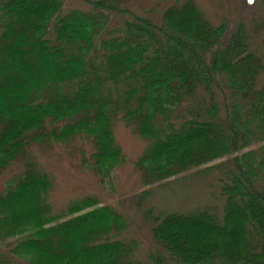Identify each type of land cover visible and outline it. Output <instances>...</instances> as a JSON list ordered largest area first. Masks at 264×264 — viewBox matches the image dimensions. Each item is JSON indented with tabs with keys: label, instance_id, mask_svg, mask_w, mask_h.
Returning <instances> with one entry per match:
<instances>
[{
	"label": "trees",
	"instance_id": "1",
	"mask_svg": "<svg viewBox=\"0 0 264 264\" xmlns=\"http://www.w3.org/2000/svg\"><path fill=\"white\" fill-rule=\"evenodd\" d=\"M83 1L91 13L61 14L62 0H0V175L24 162L0 194V264H141L134 242L115 239L125 218L95 199L52 215L50 180L27 153L83 135L94 151L82 166L109 178L124 159L114 120L150 143L136 162L144 186L232 156L222 220L208 210L155 218L169 259L150 253V264H264V62L243 27L227 36L188 0L161 25L133 15L101 38L107 13H127V0ZM216 86L228 94L224 113ZM199 92L208 104L189 109Z\"/></svg>",
	"mask_w": 264,
	"mask_h": 264
},
{
	"label": "rangeland",
	"instance_id": "2",
	"mask_svg": "<svg viewBox=\"0 0 264 264\" xmlns=\"http://www.w3.org/2000/svg\"><path fill=\"white\" fill-rule=\"evenodd\" d=\"M188 0H127L121 8L127 13H107L108 24L101 38L112 36L124 19L145 17L161 25L160 17L169 7ZM205 20L211 25L225 24L228 34L242 26L248 36V48L264 62V5L262 0H192ZM61 14L76 10L91 13V6L83 0H62ZM258 88L264 87V73L258 79ZM214 102L222 113L228 94L225 88H213ZM209 96L199 92L196 102L188 104L196 109L198 102L207 105ZM113 138L123 154V163L114 169L109 178L101 179L82 166V155L93 151L92 140L79 135L66 143L53 145L33 144L27 149L37 169L46 174L50 188L45 196L52 215L65 212L76 201L92 198L98 205L107 206L122 215L127 223L125 231L115 237L123 242H134L133 259L150 264L149 254L156 253L169 259L156 244L152 235L154 219L167 214H189L208 210L221 217L224 198L221 188L229 182L228 173L233 170L232 156L207 165L190 169L157 184L144 186L136 166L139 157L149 147V141L141 138L123 122H112ZM24 162L15 160L0 175V194L6 183L19 176ZM1 250V249H0Z\"/></svg>",
	"mask_w": 264,
	"mask_h": 264
}]
</instances>
